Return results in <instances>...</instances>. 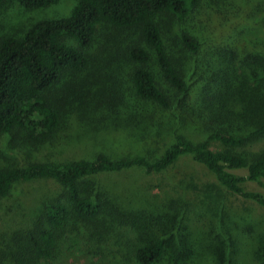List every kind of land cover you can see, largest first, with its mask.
<instances>
[{"label": "trees", "instance_id": "16d2710c", "mask_svg": "<svg viewBox=\"0 0 264 264\" xmlns=\"http://www.w3.org/2000/svg\"><path fill=\"white\" fill-rule=\"evenodd\" d=\"M13 1L34 12L63 0H0V7ZM75 1L66 17L35 21L19 34L0 38V201H8L23 182L51 180L60 191L4 235L0 264H65L76 253L84 264L106 259L108 264H197L198 257L206 264H248L246 243L231 224L222 222L219 235L197 238L173 201L166 214L137 206L128 210L96 178L129 170L162 174L191 159L220 186L264 206V194L243 185L264 187V146L255 148L264 140V56L248 53L239 59L237 49L223 47L219 65L200 87L197 107H191L181 57L166 39L172 22H184L202 0ZM104 25L119 36L133 31L136 40L124 43L118 62L109 55L102 65L92 48ZM179 40L192 56L200 53L195 36L184 32ZM153 62L167 88L157 80ZM98 68L100 73H94ZM149 106L197 117L209 137L192 143L176 134L156 159L99 153L93 159L2 163L11 151L40 148L81 128L113 122L126 128L136 123L140 130L148 122L145 116L153 117ZM240 170L246 175L234 172ZM254 256L264 264V239Z\"/></svg>", "mask_w": 264, "mask_h": 264}, {"label": "rangeland", "instance_id": "374dc122", "mask_svg": "<svg viewBox=\"0 0 264 264\" xmlns=\"http://www.w3.org/2000/svg\"><path fill=\"white\" fill-rule=\"evenodd\" d=\"M215 1L202 0L201 6L184 22L175 19L166 39L169 48L181 57L185 80L191 86L188 98L191 107H197L200 87L205 85L209 71L219 65L221 57L218 52L223 47L237 49L239 59L248 53L252 56H264V0H229L227 4L221 5ZM75 4V0H63L48 9L29 12L16 1L7 2L0 7V38L7 34H19L35 21L66 17ZM184 32L199 40L201 49L197 56L188 53L179 40ZM98 36L92 51L100 57L102 65L109 55L118 62V53L123 51L124 43L136 40L133 31L128 30L119 36L110 25L102 26ZM123 58L124 56L120 60ZM151 68L157 80L167 88L155 62ZM98 71L100 73L99 68L94 73ZM120 75V78H126L125 74ZM93 77H90L91 81L94 80ZM108 81L112 86L111 71ZM146 111H151L153 117L145 116L148 122L137 127L140 130L136 129V123L126 128L114 125L113 122L97 125L94 129L81 128L78 132H69L68 137L57 136L51 144L40 148L11 151L7 154L8 160H2V163H27L34 159H93L99 153L111 158L144 155L156 159L176 134H183L192 143L203 142L209 137L205 122L199 121L195 116H188V113L177 111L178 114L175 115L176 110L163 111L152 106L147 107ZM146 132L148 133L145 134ZM255 144V148H262L264 140ZM234 172L246 175L244 170ZM96 180L107 194L115 197L117 203L128 210H136L137 206L166 214L171 211L170 204L173 201L177 204L179 213L185 214V224L190 226L197 238H203L208 233L219 235L222 222L231 224L238 229L246 243L248 264H258L254 252L264 239V206L243 199L220 186L206 169L191 159L179 161L171 170L162 174L147 175L139 170H129L117 175H101ZM243 185L249 191L264 194V187L252 183ZM15 190L8 201H0V241L8 237L4 235L20 228L18 223L25 220L24 214L29 217L44 198H51L60 192L56 183L51 180L23 182L17 184ZM182 201L186 204L185 209ZM113 250L116 251V248ZM202 255L208 258L205 252ZM83 258L76 253L68 256L65 264H84ZM201 259L203 258L196 259L197 264H206ZM104 261V264H108L109 259Z\"/></svg>", "mask_w": 264, "mask_h": 264}]
</instances>
